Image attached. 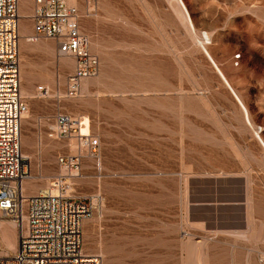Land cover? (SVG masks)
<instances>
[{"label": "rangeland", "instance_id": "rangeland-1", "mask_svg": "<svg viewBox=\"0 0 264 264\" xmlns=\"http://www.w3.org/2000/svg\"><path fill=\"white\" fill-rule=\"evenodd\" d=\"M182 1L253 126L174 0H98L93 12L78 1L100 73L77 99L65 98L72 58L60 59L52 40L20 43L21 91L31 92L23 96L26 192L50 189L61 176L57 156L77 155L75 140L51 138L57 115L86 117L101 150L82 152L71 189L102 198L84 224V252L104 264H238L233 240L214 231H247V197L253 227L264 229V150L255 138L264 141V0ZM41 86L49 97H39ZM248 250L258 264L264 249L249 242Z\"/></svg>", "mask_w": 264, "mask_h": 264}, {"label": "built area", "instance_id": "built-area-1", "mask_svg": "<svg viewBox=\"0 0 264 264\" xmlns=\"http://www.w3.org/2000/svg\"><path fill=\"white\" fill-rule=\"evenodd\" d=\"M33 3L29 20L32 43L52 40L58 57L74 60L67 78L66 99L81 95L82 82L96 78L100 61L91 51L90 38L81 30L79 6L70 0H0V221H12L18 232V249L0 264H104L101 255L84 252V224L103 204L94 195L89 200L72 195V170H79L82 152L97 158L100 140L82 135L83 120L59 114L51 138L76 140L77 155L57 156L66 175L54 179L46 193L28 195L24 184L31 179L23 156V122L29 111L21 94L20 7ZM94 10L98 0H77ZM91 12V11H90ZM93 12V11H92ZM41 99L49 97L46 87H38ZM80 153V154H79ZM79 154V155H78ZM264 264V256L258 258Z\"/></svg>", "mask_w": 264, "mask_h": 264}, {"label": "crops", "instance_id": "crops-1", "mask_svg": "<svg viewBox=\"0 0 264 264\" xmlns=\"http://www.w3.org/2000/svg\"><path fill=\"white\" fill-rule=\"evenodd\" d=\"M79 3V2H78ZM28 8V12H25V9ZM33 8V3L31 1H23L21 3L20 7V32H22L23 36H30L33 29H30L31 22L28 19ZM22 19H26L27 22L23 21ZM32 25V24H31ZM20 40H21V34H20ZM70 67H73V61L68 60L67 62ZM30 89V86H29ZM27 189V184H26ZM39 193V190L30 191L28 195H36ZM246 206H247V231L244 232V234L241 233V231H214L216 234V237L219 235H224L234 242L232 245V252H231V263H238V264H257V263H251V259L253 257V252L251 253L250 250H248L249 242L253 244V247L264 249V229L258 230L253 227L252 223V206H251V200L249 197L246 199ZM239 221H236L235 225H238ZM230 235H227V233ZM233 234H231V233ZM240 232V234L238 233ZM243 232V231H242ZM248 232V233H247ZM236 233V234H234ZM249 234V235H248ZM237 235V236H236ZM241 236V238L239 237ZM232 236V237H231ZM234 236V237H233ZM245 236V239L243 237ZM249 236V237H248ZM238 237V238H236ZM241 239V240H240ZM249 239V240H247ZM263 242V243H262ZM241 246L240 252H241V260L239 262H235L236 258V251L239 249L238 246ZM18 249V232L15 224L12 221L4 220L0 221V258L4 257H10L13 256ZM249 252V253H248ZM248 253V254H247ZM205 263V262H204Z\"/></svg>", "mask_w": 264, "mask_h": 264}, {"label": "bare ground", "instance_id": "bare-ground-1", "mask_svg": "<svg viewBox=\"0 0 264 264\" xmlns=\"http://www.w3.org/2000/svg\"><path fill=\"white\" fill-rule=\"evenodd\" d=\"M174 2L176 3V6H175V15L177 14L179 16V18L181 20H183V23L187 24L188 26V29L190 32H192L195 37L197 38L198 40V44H199V47L201 48V50L203 51V53L205 54V56L208 58L209 62L212 64V66L214 67L217 75L219 76V78L222 80V82L224 83V85L230 90V92L233 94V97L235 98L236 102L238 103V105L240 106V108L242 109V112H243V116H244V120L246 122V119L248 121V123L250 124V126H253L252 123H251V120H250V116H249V112L246 108V106L244 105V103L242 102V100L240 99V97L237 95V93L235 92V90L232 88L231 84L229 83L228 79L226 78V76L224 75V73L222 72V70L218 67V65L216 64V62L214 61L213 57L211 56V54L209 53V51L207 50V45L211 44V37L206 34V36H197V33H196V30L194 28V25H193V22L191 20V17L189 15V12L184 4V2L182 0H174ZM70 3L71 5H76V6H79L78 4V1L77 0H70ZM175 5V4H174ZM174 7V6H173ZM92 12L94 10H92V8L90 7L89 8V12ZM176 15V16H177ZM177 16V17H178ZM178 18V19H179ZM29 19V18H28ZM32 33H33V30H32ZM32 33L30 34V36H23L22 32H20L21 34V40H20V43L22 44V46H28L30 43H32L30 37L32 35ZM42 39H39L38 41H40ZM67 57H63V58H60V59H66ZM65 61V60H64ZM65 65L67 64L66 62H64ZM21 79V77H20ZM83 83V82H82ZM82 86V90L85 92L87 90V83L85 82V84L81 85ZM87 92V91H86ZM21 94L22 96H31V92L28 88L24 87L21 91ZM66 97V96H65ZM247 123V122H246ZM81 129H82V135L83 136H88L90 133V124H89V120L85 117L84 121H83V124L81 125ZM256 132V131H255ZM255 138L258 140V142L260 143L262 149L264 150V141L262 140V137L260 136L259 133H257L255 135ZM71 140H74V139H71ZM76 141V140H75ZM75 148H76V151L77 150V147H76V142H75ZM25 154V155H24ZM23 156L24 158L26 159L27 161V158H29V156L24 153ZM66 175V170L65 169H61V176L59 177H62ZM71 176L74 177V178H78L80 175H79V170L76 169V170H72V173H71ZM28 183V181L24 184V189L26 191V184ZM52 185V183H50ZM51 189V187H50ZM50 189H48L47 191H49ZM70 190L72 191V189L70 188ZM47 191H39V193H46ZM73 192V191H72ZM27 193V192H26ZM38 193V194H39ZM28 194V193H27ZM247 203V202H246ZM220 232V231H219ZM225 232V231H224ZM228 232V231H227ZM226 232V233H227ZM237 232V231H235ZM231 233V232H229ZM240 234V232H238ZM242 234H244V232H241ZM246 233V232H245ZM248 233V232H247ZM233 234V233H231ZM236 234V233H234ZM227 235H229L227 233ZM249 235V234H248ZM230 236V235H229ZM237 236V235H236ZM232 237V236H231ZM234 237V236H233ZM239 237L241 238V236L239 235ZM249 237V236H248ZM238 238V237H236ZM243 239H245V236L243 237ZM241 240V239H240ZM249 240V239H247ZM263 243V242H262Z\"/></svg>", "mask_w": 264, "mask_h": 264}]
</instances>
